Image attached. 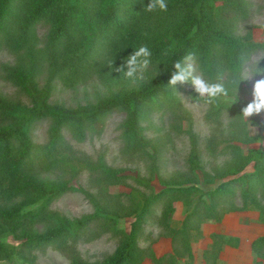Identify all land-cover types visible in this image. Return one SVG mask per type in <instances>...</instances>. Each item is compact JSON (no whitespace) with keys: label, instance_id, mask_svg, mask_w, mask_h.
I'll return each instance as SVG.
<instances>
[{"label":"rangeland","instance_id":"374dc122","mask_svg":"<svg viewBox=\"0 0 264 264\" xmlns=\"http://www.w3.org/2000/svg\"><path fill=\"white\" fill-rule=\"evenodd\" d=\"M243 1L247 4V16L233 25V32L257 47L236 70L238 82L229 84L227 76L218 79L204 76L194 62L188 61L193 64L195 75L209 83H219L227 91L228 96L221 97L214 103L216 106H246L253 99L255 81L261 78L254 69L264 67V0ZM46 29L42 25L35 28L38 46L44 44ZM18 61L19 54L1 43L0 98L21 116L32 108L31 98L24 88L9 79L6 71ZM121 65L101 57L98 70L87 72L74 84L68 85L57 76L49 82L48 103L70 110L93 106L111 96L136 89L157 76L148 66L137 78L128 79L115 70ZM35 82L38 89L47 86L46 67L39 72ZM174 96L178 100L175 109L152 104L145 110L139 121L145 143L140 151L125 140V113L121 110L104 118L94 130L86 131L81 140L64 131L66 149L63 154L68 157L67 161L76 165L75 169H64L63 172L37 170L34 173L47 185L68 186L74 190L50 200L44 197L28 203L24 198H17L6 205L19 208L21 213L42 208V217H36L31 225L33 234H41L48 224L63 219L70 222L93 216H100V219L89 223V227L80 236L68 240L65 247L24 249L21 245L25 239L5 236L3 241L15 250L10 259L0 260V264H70L75 258L88 264L100 263L118 247L117 231L129 232L135 214H139L151 198L167 189L191 186L206 193L202 194V200L214 213L222 211L223 214L218 219H207L204 215L199 219L188 218L196 208L199 193L186 199L177 197L151 202L141 218L137 237L139 248L145 252L141 264H218L219 254L215 251L218 248L229 246L237 250L241 242L246 247L260 238L263 225L259 211L241 197L238 189L222 198H211L207 192L231 178L232 162L237 159L234 146L245 154L250 149L264 150V113L258 120H252L255 115L248 118L250 124H256L254 126L249 127L243 121L248 135L245 140L244 135L237 132L234 114L223 110L219 115L211 116L213 105L203 101L196 103L198 97L190 83L178 84ZM48 129L49 123L44 120L32 122L28 133L33 144H45ZM256 137H260V141L246 142ZM99 164L111 170L115 177L103 175L96 168ZM257 202L258 206H264L261 197ZM229 239H235V242L227 243ZM241 247L236 258L240 257L243 264H264V249L253 250L251 247V252Z\"/></svg>","mask_w":264,"mask_h":264},{"label":"trees","instance_id":"16d2710c","mask_svg":"<svg viewBox=\"0 0 264 264\" xmlns=\"http://www.w3.org/2000/svg\"><path fill=\"white\" fill-rule=\"evenodd\" d=\"M150 0H0L1 43L19 54L18 63L8 68L9 79L25 89L31 98L32 108L19 115L10 104L0 98V260H8L15 248L3 241L5 236L25 239L24 249L46 246L65 247L68 240L80 236L89 223L100 216L70 222L59 220L48 224L46 230L33 234L31 225L36 217H42V208L21 213L19 208L6 204L13 199L24 198L34 203L44 197L50 200L74 188L53 187L41 182L35 171L56 169L74 170L76 165L67 161L63 138L67 131L81 140L86 131L94 130L104 118L121 110L125 113L124 136L127 144L140 151L145 143L139 129V121L145 110L154 105L175 109L178 100L168 81L175 71L176 62L185 63L192 54V62L207 77L227 76L229 84H236V70L247 61L255 43L245 41L233 32V25L247 16L243 0H166V12H148ZM37 25L46 27L45 41L38 46L35 35ZM141 45L151 50L149 66L157 73L148 83L136 89L111 96L96 105L70 110L48 103L50 80L62 77L64 83L74 84L87 72L97 71L101 57L123 64ZM43 67L47 68L48 84L38 89L36 78ZM211 116L223 110L234 114L237 132L248 137L242 120L241 106H216L212 104ZM259 115L253 117L258 120ZM36 120L49 123L47 142L36 145L30 139L28 128ZM253 126L256 124H252ZM239 129V130H238ZM246 140V139H245ZM260 137L246 141L253 143ZM237 159L232 162L231 178L222 181L211 198H222L238 189L241 197L259 211L264 227V206H258L257 198L264 201V150L250 149L246 154L234 146ZM251 167V170H248ZM97 170L108 177L115 174L99 164ZM199 193V195L197 194ZM197 194L196 208L188 218L218 219L223 213H214L202 200L197 187L167 189L151 198L139 214H135L129 232L117 231L120 242L115 252L100 263L141 264L145 252L137 244L142 216L152 203L172 198H188ZM201 221V220H199ZM220 238V236H213ZM235 242L229 239L227 243ZM253 250L264 249V237L255 239ZM220 253L221 247L215 250ZM70 264H88L75 258Z\"/></svg>","mask_w":264,"mask_h":264},{"label":"clouds","instance_id":"9594fccd","mask_svg":"<svg viewBox=\"0 0 264 264\" xmlns=\"http://www.w3.org/2000/svg\"><path fill=\"white\" fill-rule=\"evenodd\" d=\"M148 12L161 11L166 12L168 4L166 0H150L145 7ZM152 53L147 45H141L124 61V63L115 70L122 72L128 79L137 78L142 74L151 63ZM193 59L192 54L185 57V63L176 62L174 65L175 71L172 73L169 86L175 87L177 84L190 83L198 100L206 104L217 103L221 97L228 96L227 91L223 85L219 83H209L201 76L195 75V68L192 63L188 62ZM112 64V62H111ZM126 69V70H125ZM255 73L260 75L261 78L257 79L253 87V99L242 108V120L247 122L250 127L252 124L248 122V118L254 115L264 113V67L257 66L254 69ZM256 132V127H255Z\"/></svg>","mask_w":264,"mask_h":264},{"label":"crops","instance_id":"0c3cea01","mask_svg":"<svg viewBox=\"0 0 264 264\" xmlns=\"http://www.w3.org/2000/svg\"><path fill=\"white\" fill-rule=\"evenodd\" d=\"M260 237H264V227L263 226H262V232H261ZM241 246H244V249L248 248V250L251 251V245L245 247V245H243L242 242L240 243V246L237 248V250L232 249L229 246H225V247H223V249H221V251L219 253L218 264H222V263L223 264H243L241 262L240 257L238 259L236 258V255L239 254L241 249L243 248ZM245 253L247 254L246 250H245ZM245 260L246 259H244V262L246 263Z\"/></svg>","mask_w":264,"mask_h":264}]
</instances>
